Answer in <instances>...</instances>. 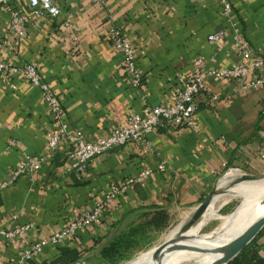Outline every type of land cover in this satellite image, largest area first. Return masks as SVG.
<instances>
[{
  "label": "crops",
  "instance_id": "obj_1",
  "mask_svg": "<svg viewBox=\"0 0 264 264\" xmlns=\"http://www.w3.org/2000/svg\"><path fill=\"white\" fill-rule=\"evenodd\" d=\"M54 1L60 15L39 18L26 1L12 0L28 30L20 47L10 33V12L0 9V38L9 42L0 61L35 65L59 96L70 133L82 131L88 140L124 126L130 111L172 105L179 80L193 74L198 57L206 58L207 69L243 62L232 37L234 23L252 47L264 50V0H229L231 17L224 15L220 0H107L104 6L92 0ZM112 28L122 30L137 48L141 89L126 78L109 40ZM221 30L226 35L222 48L208 41ZM206 84L198 98V133L162 130L148 137L154 153L141 139L96 157L85 174L77 175L67 172L72 142L56 152L49 147L53 122L41 90L23 78L0 76V184L27 157L43 161L38 171L0 191V264H16L25 245L61 231L105 199L112 183L122 184L142 170L153 171L150 179L122 195L101 224L47 246L27 264H54L63 250L78 253L86 264H108L118 259L110 257L118 249L119 255L133 257L164 230L158 215H166L163 225L168 226L181 213L193 214L227 169L263 173L264 89L245 90L213 77ZM30 224L34 228L24 242L1 235ZM259 245L264 257V233Z\"/></svg>",
  "mask_w": 264,
  "mask_h": 264
},
{
  "label": "built area",
  "instance_id": "obj_2",
  "mask_svg": "<svg viewBox=\"0 0 264 264\" xmlns=\"http://www.w3.org/2000/svg\"><path fill=\"white\" fill-rule=\"evenodd\" d=\"M28 3L34 15L39 18H56L61 11L54 0H24ZM99 6H104L107 0H92ZM226 17L233 14V6L229 0H220ZM12 0H0V9L5 8L10 12V33L14 44L20 47L28 36L27 25L19 10L11 5ZM73 30L70 24L66 25ZM232 37L234 45L243 58V62L232 68L218 70L207 69V60L200 56L195 61L193 74L179 80V88L175 102L169 106H146L143 112L130 111L126 124L109 133V135L96 140H88L82 131L71 134L69 124L65 120V111L59 96L49 83L43 80L40 70L31 64L21 66L11 65L0 61V76L13 79L23 78L34 87L41 90L43 100L49 108L53 128L47 133L48 144L52 151L56 152L67 140L72 142L73 149L68 158V173L83 175L87 172L90 163L98 156L113 152L128 144L146 140V145L151 153H154L152 143L148 137L162 130L175 128H188L198 133L199 125L197 113L199 111L198 98L206 91V80L213 77L219 80L237 82L245 90L264 89V50L252 47L244 38L241 26L237 23L232 25ZM226 38L224 31L212 34L208 41L211 45L224 47ZM109 40L113 48L121 56L125 75L131 87L141 89L144 86L142 71L138 65L137 48L133 41L119 28H112L109 32ZM9 47V42L0 38V51ZM143 99L146 101L147 96ZM214 101L219 96L213 97ZM42 160L27 157L11 174L0 184V191L15 184L22 176L33 174L42 166ZM160 171L165 170L164 165L159 166ZM238 169H230V171ZM240 171V170H238ZM153 171L142 170L136 176L124 181L122 184L112 183L105 199L97 201L92 209L84 213L79 219L71 222L61 231L42 239L31 246H24L16 264H27L34 257L40 255L49 245H59L61 242L76 237L81 231L101 224L104 215L115 207L119 198L131 191L134 186L141 185L150 179ZM34 228V225L20 226L10 231H3L1 235L9 241H22Z\"/></svg>",
  "mask_w": 264,
  "mask_h": 264
},
{
  "label": "bare ground",
  "instance_id": "obj_3",
  "mask_svg": "<svg viewBox=\"0 0 264 264\" xmlns=\"http://www.w3.org/2000/svg\"><path fill=\"white\" fill-rule=\"evenodd\" d=\"M244 174L240 171H230L221 181L217 195L204 216L184 235L179 233L182 224L188 220L192 213L187 214L180 227H176L164 241L173 240L176 245L161 257L159 247L148 252L139 260L131 264H183L190 258L207 253L209 261L214 264L218 258V248L231 242L237 236L244 233L258 219L264 216V176L256 180L242 181ZM227 195V197H221ZM231 198H240L242 203L237 210L227 216L225 227L218 234L201 235L207 225L219 216L221 207ZM178 226V225H177Z\"/></svg>",
  "mask_w": 264,
  "mask_h": 264
},
{
  "label": "rangeland",
  "instance_id": "obj_4",
  "mask_svg": "<svg viewBox=\"0 0 264 264\" xmlns=\"http://www.w3.org/2000/svg\"><path fill=\"white\" fill-rule=\"evenodd\" d=\"M230 172V169H227L218 179V181L216 182L215 188L212 190V192L210 194H214L217 195L218 193H220L219 191V186L221 184V181L224 180V178L227 176V174ZM244 174V178L242 179V181H248V180H256L261 178L262 176H264V172L263 173H257V172H244V171H240ZM248 178V179H245ZM210 196V195H209ZM208 196V197H209ZM213 196V197H214ZM207 197V198H208ZM227 197V195H223L221 197L220 200H222L223 198ZM242 203V199L240 198H231L228 202H226L220 209L219 211V216L217 218H215L213 221H211L207 227L203 230L202 232V236L205 234L209 235V234H218L221 229H223L225 226V221L224 219L233 214L237 208L239 207V205ZM189 212H191V210H188L187 213L184 215H181L178 218H174V220H172V222H170L168 224V226H166V228L160 232L158 235H156V240L153 244H151V246H148V248H146L145 250H141L140 252H138L135 256L131 257L130 260L122 263V264H131L132 262L139 260L140 258H142L145 254H147L148 252L158 248L167 238L168 235L171 231H173L174 229H177L178 227H180V225L182 224L181 221L185 220V216L187 214H189ZM191 218V217H190ZM190 218L188 220H186L183 224L182 227H185L189 222H190ZM181 223V224H180ZM178 225V226H177ZM177 227V228H176ZM144 253V254H143ZM209 261L208 255L207 253L205 254H201L199 256H195L190 258L187 262L183 263V264H207ZM78 264H86L84 262H79ZM88 264V263H87ZM93 264H99V263H93Z\"/></svg>",
  "mask_w": 264,
  "mask_h": 264
},
{
  "label": "water",
  "instance_id": "obj_5",
  "mask_svg": "<svg viewBox=\"0 0 264 264\" xmlns=\"http://www.w3.org/2000/svg\"><path fill=\"white\" fill-rule=\"evenodd\" d=\"M244 178V177H243ZM241 178L240 180H242ZM248 179V178H245ZM214 194H210V196L197 208V210L192 214L190 218V222L185 226L182 227L179 231L181 235H184L185 232L192 226H194L206 213L209 209ZM264 229V216L258 219L252 226H250L244 233L237 236L231 242L222 245L218 248V255L219 258L214 264H230L234 261L240 254L249 246L257 236L263 231ZM176 243L173 240L163 242L159 246V253L161 257L169 251V248L172 246L174 247Z\"/></svg>",
  "mask_w": 264,
  "mask_h": 264
},
{
  "label": "trees",
  "instance_id": "obj_6",
  "mask_svg": "<svg viewBox=\"0 0 264 264\" xmlns=\"http://www.w3.org/2000/svg\"><path fill=\"white\" fill-rule=\"evenodd\" d=\"M159 224H161L162 228L165 229L166 226L163 225V221L166 220L165 214L158 215L156 219ZM263 231L257 236V238L246 247V249L238 256L234 261L230 264H264V257L260 253V245L259 241L263 237ZM132 245L127 243L125 244V250L129 251ZM121 249L117 250V253L110 254V257H118V259L109 260L108 264H121L122 261H128L131 259L129 256H125L123 254L119 255ZM117 255V256H116ZM80 262V255L74 251L63 250L61 257L54 262V264H78Z\"/></svg>",
  "mask_w": 264,
  "mask_h": 264
}]
</instances>
